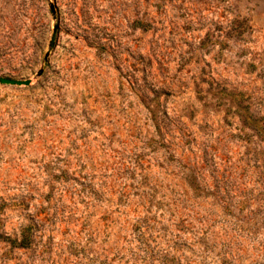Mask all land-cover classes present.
I'll return each instance as SVG.
<instances>
[{
    "label": "rangeland",
    "instance_id": "obj_1",
    "mask_svg": "<svg viewBox=\"0 0 264 264\" xmlns=\"http://www.w3.org/2000/svg\"><path fill=\"white\" fill-rule=\"evenodd\" d=\"M0 78V264H264V0H0Z\"/></svg>",
    "mask_w": 264,
    "mask_h": 264
},
{
    "label": "water",
    "instance_id": "obj_2",
    "mask_svg": "<svg viewBox=\"0 0 264 264\" xmlns=\"http://www.w3.org/2000/svg\"><path fill=\"white\" fill-rule=\"evenodd\" d=\"M1 83H7V84H26L28 85L30 83L29 80L25 81H19V80H14V79H7V78H0Z\"/></svg>",
    "mask_w": 264,
    "mask_h": 264
},
{
    "label": "trees",
    "instance_id": "obj_3",
    "mask_svg": "<svg viewBox=\"0 0 264 264\" xmlns=\"http://www.w3.org/2000/svg\"><path fill=\"white\" fill-rule=\"evenodd\" d=\"M27 239V235H26V233H24V234H22V238H21V240H20V245L22 246V245H27L28 243H27V241H25Z\"/></svg>",
    "mask_w": 264,
    "mask_h": 264
}]
</instances>
